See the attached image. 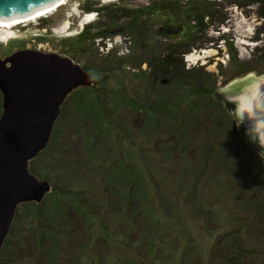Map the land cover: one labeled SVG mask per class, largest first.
<instances>
[{"label":"rangeland","instance_id":"374dc122","mask_svg":"<svg viewBox=\"0 0 264 264\" xmlns=\"http://www.w3.org/2000/svg\"><path fill=\"white\" fill-rule=\"evenodd\" d=\"M64 2L0 32V59L56 54L92 81L67 97L52 143L30 161L51 190L18 206L0 264H54L50 248L57 264H264L261 158L220 105L205 103L235 80L264 79V0ZM168 24L170 37L159 31ZM191 102L202 107L176 122ZM1 103L0 93V116ZM87 104L92 113L75 114ZM221 119L235 138L214 134Z\"/></svg>","mask_w":264,"mask_h":264},{"label":"water","instance_id":"95a60500","mask_svg":"<svg viewBox=\"0 0 264 264\" xmlns=\"http://www.w3.org/2000/svg\"><path fill=\"white\" fill-rule=\"evenodd\" d=\"M62 0H0V22L35 14ZM88 74L70 58L18 50L0 59V252L16 211L41 203L51 190L29 171L44 151L67 97L91 86ZM235 120L250 149L264 161V79L247 76L216 93Z\"/></svg>","mask_w":264,"mask_h":264},{"label":"trees","instance_id":"16d2710c","mask_svg":"<svg viewBox=\"0 0 264 264\" xmlns=\"http://www.w3.org/2000/svg\"><path fill=\"white\" fill-rule=\"evenodd\" d=\"M172 13H175L174 11L172 12ZM201 25H203V22L201 21ZM179 26H182V25H179ZM190 27H193V26H190ZM185 31H187V28H186V26H185V28H183L182 29V31L181 32H185ZM156 49H159V52H160V49H161V47L160 46H157V48ZM158 56H161V55H159L158 54V52H156V54H155V56H153V57H149L148 58V63H149V65H152V66H154V62H156V59L158 58ZM162 68H163V66L161 67V70H162ZM87 87H89V86H87ZM78 90V89H77ZM76 91V90H75ZM209 94V93H208ZM213 97H215L214 95H213ZM205 102V101H204ZM203 102V103H204ZM193 105H189L188 107H185L183 110H182V112L180 113V115L179 116H177V118H175L176 119V122H180V120H182L183 119V117L185 116V114H189L190 112H191V114L192 115H196V113H197V111L202 107V104H194L193 102H191ZM206 104H207V106L208 107H211V108H213V106H214V108L215 107H217L218 105H220V107H221V109H222V111H223V113H225L224 115H226L227 116V118L230 120H233V118H232V116L227 112V110L225 109V107H224V105L221 103V102H217V100L215 99V98H213L212 99V96L211 95H209V97L207 96V102H205ZM79 105H81L80 103L78 104V105H75L74 106V108L76 109V107L77 106H79ZM90 106H91V104L89 105V104H87V107H84L85 109H80V110H78V111H76L75 112V114H80V113H84V116L85 115H87V113H92L91 111H89V109H90ZM162 107L161 105H157L155 108L157 109V107ZM165 106V105H164ZM100 116H101V114H97V113H95L94 115H93V117H94V122H96V124H98L97 123V118H100ZM60 117V116H59ZM101 118H102V116H101ZM172 118H173V116H172V114H171V116H168L167 117V120H166V122L168 121V122H172ZM154 119V122H157V120L155 119V118H153ZM187 119H189L188 120V122H190L191 120H192V118L189 116ZM58 120V119H57ZM100 121V120H99ZM146 121H148V118H147V120ZM57 122V121H56ZM101 122V121H100ZM99 122V123H100ZM187 122V121H186ZM222 123V124H221ZM225 123H228L227 121H225V122H223L222 121V119L220 120V127H217L216 128V130H215V135L216 134H218V135H220V138L224 135L225 136V138H229V137H232V139L233 138H235V134H233V132H234V127L232 126V124H229V125H227V124H225ZM158 125V124H157ZM99 135H102V134H99ZM176 135V134H175ZM52 138H54V136H53V134H52V136H51ZM101 137V136H100ZM102 138V137H101ZM52 141L53 140H51L50 141V143H52ZM49 143V144H50ZM103 143V142H102ZM101 143V144H102ZM48 144V145H49ZM46 152V149L44 150V151H42L40 154H39V156L37 157V159L38 158H41L43 155H44V153ZM212 153H214L213 155L216 157V159L217 160H219L220 162H222L223 163V165L224 166H226L225 165V159H224V157H223V154H222V151L220 150V152L217 154V152L216 151H213ZM248 155H250V153L248 154ZM244 157V156H243ZM245 158H249V157H245ZM125 159L126 158H124V161H125ZM123 160V159H122ZM260 160V159H259ZM261 161V166H263L264 167V163H263V161L262 160H260ZM227 166H229V165H227ZM122 167V166H121ZM235 168V167H234ZM236 169V168H235ZM112 177V178H111ZM111 177H110V179L112 180V182L114 183V182H117V183H119L120 185H129V184H127V183H125V178L122 176V175H118L117 173H114L113 172V174H111ZM127 182V181H126ZM125 183V184H124ZM127 187V186H126ZM258 187L261 189V191H260V195H261V201H263L264 202V182H260L259 184H258ZM113 192H116L115 191V189L113 190ZM118 201L115 203V205H117L118 206V204H121V203H123L124 201H123V199H124V197H121V199H120V196L118 197V198H116ZM127 199V198H126ZM256 200L254 199V201L252 202V200L249 202V204H250V206L252 207V204L253 203H257V201L255 202ZM128 202V203H127ZM127 205L130 203V201L127 199ZM262 202V203H263ZM37 205V203H34V202H32V203H29V204H25V207H28V208H31V206L32 205ZM261 204V203H260ZM257 206H259V204L257 205ZM260 207V206H259ZM9 236H12V228H11V234H9ZM7 240H10V239H8V237L6 238ZM14 240H15V237L13 238ZM7 240H5V242H7ZM18 240V242L20 241L19 239H16L15 241H17ZM39 241V240H38ZM231 245H233V244H231ZM230 245V246H231ZM51 251H52V249L50 248V250L48 249V251H47V253H46V257L50 260V262L51 263H54V264H57V261H56V259H52V256H51ZM4 253V247H3V249L1 250V252H0V254L2 255ZM0 255V256H1ZM239 259V258H238ZM241 259V258H240ZM240 259H239V261H240ZM242 261V260H241ZM242 264H244L243 262H241Z\"/></svg>","mask_w":264,"mask_h":264},{"label":"bare ground","instance_id":"6f19581e","mask_svg":"<svg viewBox=\"0 0 264 264\" xmlns=\"http://www.w3.org/2000/svg\"><path fill=\"white\" fill-rule=\"evenodd\" d=\"M65 0H62L59 4H57L56 6L49 8L47 10L35 13V14H31V15H27L21 18H17L14 20H10V21H5V22H0V32L1 29H3L2 31H4V33H7L8 31L5 30H11V27L14 25H18L19 23H24V22H31V21H37L38 18L43 17V16H49V15H54V12L56 11V8L59 9L60 6H63L65 4L64 2ZM6 28V29H4Z\"/></svg>","mask_w":264,"mask_h":264},{"label":"flooded vegetation","instance_id":"af4514ba","mask_svg":"<svg viewBox=\"0 0 264 264\" xmlns=\"http://www.w3.org/2000/svg\"><path fill=\"white\" fill-rule=\"evenodd\" d=\"M173 12V10L172 9H170L169 10V14L171 13V16H169V17H171V19H175L176 17H175V15H174V13H172ZM169 24H171V21L169 22ZM169 24H168V26H169ZM127 28V26L126 27H119V28H117V29H113V31H120L121 30V34L124 32V30ZM183 28H185V26L184 25H182V26H179V27H177V29L179 30V31H182V29ZM187 28V27H186ZM188 30V29H187ZM112 31V30H111ZM159 31H162V32H164L163 34L164 35H166V36H168V37H170V36H172V35H174L176 32H177V30L175 29V28H172V27H168V28H161V29H159ZM188 33L190 32V31H187ZM218 92H220V90L219 91H215V94H214V96L216 95V93H218ZM216 99V98H215ZM219 102V101H218ZM65 103V102H64ZM222 103V102H221ZM223 104V103H222Z\"/></svg>","mask_w":264,"mask_h":264}]
</instances>
